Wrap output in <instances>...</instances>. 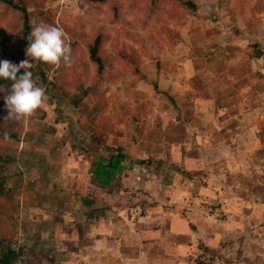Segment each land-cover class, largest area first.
Listing matches in <instances>:
<instances>
[{
    "label": "crops",
    "instance_id": "crops-1",
    "mask_svg": "<svg viewBox=\"0 0 264 264\" xmlns=\"http://www.w3.org/2000/svg\"><path fill=\"white\" fill-rule=\"evenodd\" d=\"M231 31L219 47L206 32L204 53L176 48L133 115L101 93L91 109L85 95L61 107L65 156L49 164L42 150L58 145L36 141L21 162L33 242L50 247L28 243L24 264H264V0Z\"/></svg>",
    "mask_w": 264,
    "mask_h": 264
},
{
    "label": "rangeland",
    "instance_id": "rangeland-1",
    "mask_svg": "<svg viewBox=\"0 0 264 264\" xmlns=\"http://www.w3.org/2000/svg\"><path fill=\"white\" fill-rule=\"evenodd\" d=\"M44 1L46 5H39L38 10L49 9L52 19L65 32L68 43L70 41L77 42V46L71 51L69 65L60 63L58 67L47 66V83L36 80V85L45 90V97L48 99H45L43 104L30 115L14 118V127L19 131V139L11 146L15 150L16 162L14 166H11L10 171L14 173L15 167H17L18 170L16 169L15 172L19 176L15 174L14 180L19 181L20 184L11 194L3 198L0 207L7 212L15 210L16 218L4 220L3 226H7L8 229L13 224L14 238L20 228H23L27 234L28 243L31 245L29 248L31 253L42 247H45L48 252L50 247L45 245L42 240H38L35 242L36 244L33 242L32 238L37 231V225L34 223L37 219L35 220L33 217V192L30 193L33 190L34 180L32 175L26 172L25 166H22L21 162L24 160V154L33 148V142L36 141L39 142L34 144V147L35 145L47 147L51 142L58 145L53 150L54 155L46 156L45 149L42 150V159L47 158L49 164L51 162L53 164L54 157L56 159L57 156H65L67 148L63 145L70 143L73 139L67 129L74 124L71 121L65 123V120H61L62 106L69 102L72 103L76 97L83 96L85 90L91 88L84 96L89 103V106H86V108L89 107L87 109L93 108V104L97 101V97L92 96L95 93L96 95L101 93V99L104 100L105 105H108L109 100L117 101L121 106L120 111L129 116L136 112V107L140 110L145 109V105L136 98L135 93L145 94L148 91V94L152 95L153 90L159 88L156 79L164 70L162 62L174 61L177 57V55L175 56L176 48L184 47L187 51L191 49L194 52L198 50V52L204 53L211 48V44H205V33L208 32L209 35H212V31H214V36L220 37L221 41L216 43L219 47L225 42L232 29H242L245 20L254 17L258 4L261 2V0H192L199 5V10L196 14H187V22L181 26L175 18H171L172 12L168 6H163L156 12L150 11L149 0ZM114 5L119 8L120 17L118 19L115 17ZM167 27L174 31L179 29L180 36L167 30ZM98 33H103L105 38L101 51L105 60V70L102 75L99 74L97 65L90 59L88 50L91 38ZM203 44L207 47H201ZM125 53L129 56L126 57ZM181 58L183 57L181 56ZM24 60L33 61L23 53L21 61ZM136 65L141 68L140 73H135ZM142 74L146 76L145 79L142 78ZM53 82H55V86L50 84ZM81 85L84 87L83 91L80 89ZM61 93H67L68 96L63 95V97ZM109 93L115 96L110 97ZM126 93L134 94L131 102H129V98H125ZM135 105L137 106L134 107ZM41 107H44V111L45 108L47 109L46 114H43ZM151 110L153 109L148 107V112ZM144 112L148 113L146 110ZM86 113L87 111L84 115L89 116ZM142 114L144 113L142 112ZM4 116V113L0 112V119ZM82 121H84L83 118ZM36 126H41V128L37 130ZM2 146L4 145L0 144V151H3ZM58 168L60 169L61 166ZM68 179L73 184L78 178L73 176ZM64 182L67 181L64 180ZM124 209H119L120 214L124 217L130 216V212ZM119 221H122L120 217ZM4 229L2 227L0 231ZM46 233L43 228L40 236H44ZM51 251L53 253L60 252L61 247L59 245L52 246ZM48 261L52 263V259ZM24 263L25 261L21 262V264Z\"/></svg>",
    "mask_w": 264,
    "mask_h": 264
},
{
    "label": "trees",
    "instance_id": "trees-1",
    "mask_svg": "<svg viewBox=\"0 0 264 264\" xmlns=\"http://www.w3.org/2000/svg\"><path fill=\"white\" fill-rule=\"evenodd\" d=\"M150 11L156 12L163 6L170 7L172 12L171 18H175L178 24L184 26L187 22V14H196L199 10V5L192 0H149ZM39 5H46L44 0H0V60H9L13 63L19 64L21 62L22 54H27V48L31 42V32L33 28L40 24L57 26L55 20L52 19L49 9L38 10ZM115 9V17H120L119 8L117 5L113 6ZM170 32H175L176 36H180L179 29H170ZM234 34H239L240 29H233ZM171 34V33H170ZM173 35V34H172ZM104 34L98 33L91 38V43L88 44L90 59L98 67L100 75L105 70V60L101 55L104 46ZM71 51L77 46V42H69ZM126 57L129 55L124 54ZM31 58V57H30ZM34 63V67L30 69L33 72V79L47 83V66L53 67L49 63L39 60L30 61ZM64 64L63 62H61ZM59 69V68H57ZM135 73H140L141 68L136 65ZM24 69L18 73L22 75ZM142 78L146 76L142 74ZM59 79V77H57ZM11 81L0 79V112L4 113V117L0 119V144L3 151H0V205L3 203V198L11 194L14 189L20 184L19 181L14 180V175L19 176L15 171L12 173L11 166L16 162L15 150L11 147L13 143L19 139V131L16 129L14 118H9L8 108L5 104V97L10 94ZM55 86V82L50 83ZM81 91L84 90L83 85L80 86ZM91 88L84 92V95L89 92ZM17 169V170H16ZM15 210L12 212L4 211L0 207V228H5L0 231V264H20L19 257L21 254L27 253V248L23 247L20 251L12 247L15 240L12 226L7 229L3 226V221L9 218L15 219ZM17 220V219H16Z\"/></svg>",
    "mask_w": 264,
    "mask_h": 264
},
{
    "label": "clouds",
    "instance_id": "clouds-1",
    "mask_svg": "<svg viewBox=\"0 0 264 264\" xmlns=\"http://www.w3.org/2000/svg\"><path fill=\"white\" fill-rule=\"evenodd\" d=\"M27 55L51 65L59 66L61 62L69 65L71 62V46L62 28L45 24L37 25L31 32V42ZM34 67L28 60L19 64L9 60H0V79L11 81V91L5 97L9 118H19L30 115L39 108L45 100V90L38 87L33 79ZM21 69L22 75L18 76ZM0 91H3L0 88Z\"/></svg>",
    "mask_w": 264,
    "mask_h": 264
},
{
    "label": "built area",
    "instance_id": "built-area-1",
    "mask_svg": "<svg viewBox=\"0 0 264 264\" xmlns=\"http://www.w3.org/2000/svg\"><path fill=\"white\" fill-rule=\"evenodd\" d=\"M27 244V234L24 232L23 228H20L15 240L12 243V247L17 251H20L23 247H26ZM24 259H26L25 254H21L19 257L20 264L24 261Z\"/></svg>",
    "mask_w": 264,
    "mask_h": 264
}]
</instances>
